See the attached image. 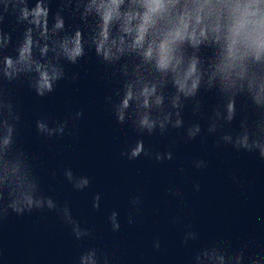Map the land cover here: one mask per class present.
Wrapping results in <instances>:
<instances>
[{"label":"clouds","instance_id":"1","mask_svg":"<svg viewBox=\"0 0 264 264\" xmlns=\"http://www.w3.org/2000/svg\"><path fill=\"white\" fill-rule=\"evenodd\" d=\"M51 2L35 0L30 7L29 0H0V223L10 212L22 216L47 209L62 216L76 240L93 235L73 219L66 204L58 206L41 193L31 158L16 143L21 117L7 87L27 78L38 96L52 93L65 78L61 61L76 64L86 50H94L112 69L119 85L117 99L109 95L106 102L117 123L130 122L137 134L134 143L121 151L122 157L171 160V151L153 152L143 137L184 129L188 140L195 139L201 125L186 126L183 112L191 102L193 115L204 118L203 90L214 92L217 100L207 116L208 132L220 134L216 146L222 142L264 159V0H59L49 25ZM65 13L80 23L66 25ZM8 16L15 17L16 25H25L15 56L5 54L12 43L11 33L3 28ZM82 115L75 114L77 119ZM238 116L239 130H225ZM66 127V122L50 126L46 118L36 120L37 132L48 137L62 136ZM193 164L206 167L203 159ZM64 175L76 190L90 184L87 176L77 177L70 169ZM195 188L198 191L199 185ZM172 195L180 194L172 191ZM100 199L98 193L93 197L94 209H99ZM130 204L139 210L140 196H133ZM108 222L113 232L120 230L116 211ZM127 222L132 225L135 220L130 215ZM196 238L195 232L186 230L181 243ZM153 248H161L158 236ZM247 248L244 244L232 250L227 240L215 241L195 252L193 264H264V251L248 257ZM77 264H114V260L91 247L79 254Z\"/></svg>","mask_w":264,"mask_h":264}]
</instances>
